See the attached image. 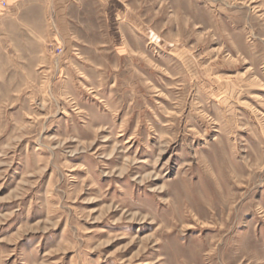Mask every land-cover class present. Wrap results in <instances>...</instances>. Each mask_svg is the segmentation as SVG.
Listing matches in <instances>:
<instances>
[{"label": "rangeland", "instance_id": "1", "mask_svg": "<svg viewBox=\"0 0 264 264\" xmlns=\"http://www.w3.org/2000/svg\"><path fill=\"white\" fill-rule=\"evenodd\" d=\"M67 8L0 1V264H264V0Z\"/></svg>", "mask_w": 264, "mask_h": 264}, {"label": "crops", "instance_id": "2", "mask_svg": "<svg viewBox=\"0 0 264 264\" xmlns=\"http://www.w3.org/2000/svg\"><path fill=\"white\" fill-rule=\"evenodd\" d=\"M7 4L13 2H19L20 0H0ZM48 3L49 8L53 12L54 23L60 28V31L65 30L63 27L66 26V11L71 0H45ZM65 33V31H64ZM66 34V33H65Z\"/></svg>", "mask_w": 264, "mask_h": 264}]
</instances>
